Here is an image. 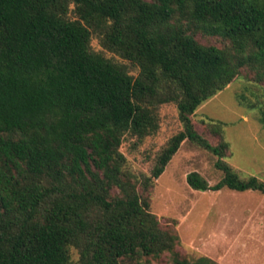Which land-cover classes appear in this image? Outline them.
Returning <instances> with one entry per match:
<instances>
[{
	"label": "trees",
	"instance_id": "obj_1",
	"mask_svg": "<svg viewBox=\"0 0 264 264\" xmlns=\"http://www.w3.org/2000/svg\"><path fill=\"white\" fill-rule=\"evenodd\" d=\"M239 78L264 86V0H0V264H219L184 257L151 196L186 141L224 174L192 172L193 189L264 195L224 161L226 124H209L214 145L193 121ZM167 105L183 127L136 175L121 149L157 135Z\"/></svg>",
	"mask_w": 264,
	"mask_h": 264
},
{
	"label": "rangeland",
	"instance_id": "obj_2",
	"mask_svg": "<svg viewBox=\"0 0 264 264\" xmlns=\"http://www.w3.org/2000/svg\"><path fill=\"white\" fill-rule=\"evenodd\" d=\"M206 43L214 39L202 38ZM93 46L100 50L99 42ZM264 86L243 78L204 102L193 117L196 130L214 145L220 139L209 130L211 121L226 124L224 140L229 151L224 159L244 177L264 181ZM179 111L174 105L162 109L160 132L136 146L126 140L121 151L127 169L136 175H149L155 159L170 138L182 129ZM219 158L186 141L152 191V212L163 227L177 222L181 237L180 253L191 260L206 256L219 264H264V195L257 191H199L188 183V175L200 173L211 185L224 176L216 167ZM170 256L150 259L148 264H170Z\"/></svg>",
	"mask_w": 264,
	"mask_h": 264
}]
</instances>
